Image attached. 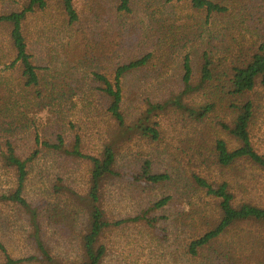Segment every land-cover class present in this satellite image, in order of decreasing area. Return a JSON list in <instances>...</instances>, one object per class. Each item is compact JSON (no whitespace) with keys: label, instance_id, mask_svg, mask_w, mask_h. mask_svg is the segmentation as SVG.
<instances>
[{"label":"trees","instance_id":"trees-1","mask_svg":"<svg viewBox=\"0 0 264 264\" xmlns=\"http://www.w3.org/2000/svg\"><path fill=\"white\" fill-rule=\"evenodd\" d=\"M142 1L0 0V264H264V26Z\"/></svg>","mask_w":264,"mask_h":264},{"label":"rangeland","instance_id":"rangeland-1","mask_svg":"<svg viewBox=\"0 0 264 264\" xmlns=\"http://www.w3.org/2000/svg\"><path fill=\"white\" fill-rule=\"evenodd\" d=\"M143 4L149 5L152 1L151 0H144L142 1ZM76 6L79 9V11H81V15L82 17H84V15H88L89 11H90V0H75ZM242 3H246V5L244 6L245 11H247V15L244 17V19H248V24L252 25H257V26H264V0H243ZM176 8V7H175ZM181 8V7H178ZM140 13L142 14L141 10L137 8V14ZM144 21V17L142 16V22ZM135 25L138 26L139 25V21L137 19V17L134 20ZM131 24V22H129V25ZM89 26H92L91 24H89ZM33 27L35 28L36 25L34 24ZM124 31V30H123ZM232 35H237V32L235 31L234 34ZM117 40H119L122 45L124 43V38H120L117 35ZM129 43L132 44L135 47H140V50L143 49H148L153 43L154 41H144L143 39H141L139 42L135 41V40H129ZM59 66H61L58 63ZM87 70H80L78 71L79 73L81 71H93V67H89L87 68ZM74 94V93H73ZM262 118V117H261ZM260 118V120H261ZM261 124L263 125V121L261 122ZM258 134L261 136L260 132L258 131ZM233 233V234H232ZM235 232L231 231V235L228 237V240H231L232 237L234 236ZM155 246H153L156 249V254H158V260L160 261L159 264H184L182 261V258L180 256H176V259H174V256L171 253L172 248H176L178 245H173V247H171V245L169 246L167 242H155L154 243ZM180 252V251H179Z\"/></svg>","mask_w":264,"mask_h":264}]
</instances>
